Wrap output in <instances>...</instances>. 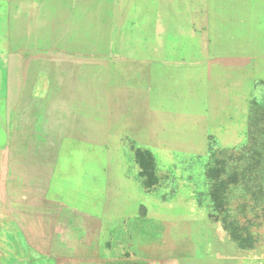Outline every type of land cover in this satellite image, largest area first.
Returning <instances> with one entry per match:
<instances>
[{
  "label": "rangeland",
  "instance_id": "obj_1",
  "mask_svg": "<svg viewBox=\"0 0 264 264\" xmlns=\"http://www.w3.org/2000/svg\"><path fill=\"white\" fill-rule=\"evenodd\" d=\"M0 264H264V0H0Z\"/></svg>",
  "mask_w": 264,
  "mask_h": 264
}]
</instances>
